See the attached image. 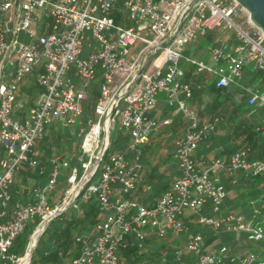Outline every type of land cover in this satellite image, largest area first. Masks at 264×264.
I'll return each mask as SVG.
<instances>
[{"label":"built area","instance_id":"obj_1","mask_svg":"<svg viewBox=\"0 0 264 264\" xmlns=\"http://www.w3.org/2000/svg\"><path fill=\"white\" fill-rule=\"evenodd\" d=\"M119 14L129 20V27L115 22L114 16ZM217 28L233 31L237 43L229 49L211 50L215 67L183 54L188 44ZM26 38L28 42H24ZM165 40L166 44L152 51ZM182 61L198 73L214 75L216 88L240 79L250 63L263 72L264 82V35L233 0H0V72L9 69L12 77L10 83L0 82V144L5 151L0 160V264L15 262L17 258L9 250L30 221L37 218L40 227L58 216L98 158L96 172L83 190L87 197H94L104 218L97 223L94 238L82 240L80 254L71 264H120L118 250L125 247V236L144 241L182 232L188 235L184 250L193 264H264L256 253L235 255L225 245L210 251L205 235L189 234L183 223V215L190 212L197 224L213 233L243 234L250 244L264 246V201L249 217L223 216L227 192L216 180L220 172L238 170L247 177H264V161L248 158L244 151L232 153L228 159L194 161L193 152L215 130L218 118L201 122L178 101L179 96L190 99L193 94V86L184 81ZM38 68L43 72L36 81L44 92L37 105L17 119L13 113L18 86ZM98 72L100 96L94 116L79 132L81 152L90 158L82 165V177L78 180L73 168L63 200L51 206L46 194L56 187L60 168L68 167L66 160L52 157L49 177L36 192V200L16 203L11 219L2 221L15 173L23 164L38 167L37 160L30 157L34 143L43 139L46 127L55 121H61L64 128L75 124L84 113L86 87ZM162 94L169 107L185 114L189 125L175 142L179 175L155 204L145 206L123 196L142 181V146L169 123L159 114L152 116ZM256 103L264 105V92L248 99L249 105ZM111 126L127 131L129 140L124 151L104 159L110 149ZM72 188L76 191L69 194ZM206 207L209 214L204 213ZM181 254L174 251L177 260Z\"/></svg>","mask_w":264,"mask_h":264},{"label":"crops","instance_id":"obj_2","mask_svg":"<svg viewBox=\"0 0 264 264\" xmlns=\"http://www.w3.org/2000/svg\"><path fill=\"white\" fill-rule=\"evenodd\" d=\"M213 32H215V35L212 40H209L206 36ZM236 43L233 31L217 28L208 31L205 35L199 36L194 42L188 44L185 47L183 54L215 67L210 58L211 50L214 48L229 49ZM180 67L183 69L185 74L184 81L193 86V94L190 99H184L183 96H179L178 101L184 103L185 110L187 112L195 113L201 122L211 121V110L206 105L214 99L215 94H209L206 91V86L210 84L215 87V76L208 73L211 78L207 85H202L200 83H196L195 85L186 79V73L192 72L193 75L198 73L196 72L195 67L185 61L180 63ZM262 76V71L256 70L251 63L247 64L243 68L240 79L234 80L233 83L224 89L226 93L231 96L230 100L240 107L238 115L240 117L245 116V118H247L254 126L253 131H255L256 147L253 155H251V158L264 161V105H260L258 103L255 105L248 104V99L252 96V94L264 92V82L262 81ZM11 80L12 77L9 69H5L3 72H0V82L10 83ZM30 83L31 78L30 75H28L18 86L16 93L17 100L15 102L13 113L14 117L17 119H23L29 110L34 108L40 100L39 95L36 93L37 90H25ZM22 87L25 89H22ZM195 90L202 91L194 94ZM161 108L162 113L160 112ZM156 110L157 112H160L158 114L162 116V119L167 118L169 120L167 125H162V164L159 162L158 167L155 169V173L162 176V184L144 182V177L147 175L149 167L146 165L144 159L142 160L141 156L140 162L142 165V181L135 191L123 196L125 199H134L145 206H152L155 204L159 196L179 175L177 162L174 158L175 142L184 135L189 125V120L185 114L177 110L176 107H169L167 105L164 94H162V100H159ZM152 116H156L154 112L152 113ZM215 118H218L215 130L198 145L192 154L196 163H206L215 158L228 159L231 155L232 149L236 146L246 145L244 134H238V137L236 138L232 135L231 130L235 121L229 122L227 116L224 118L215 116ZM63 129L64 127H62L61 121H55L46 127L43 139L34 143L33 151L30 157L37 160L38 167L32 168L27 164H23L19 167L8 189L11 199L2 221L5 222L11 219L13 208L16 203L27 204L36 200V192L40 191L47 182V178H41L40 176L43 172H45V170H51L50 159L52 157L59 156L61 159L68 161L69 157L71 158L72 156H76H71L69 148V145L71 147V138L67 134L63 133ZM153 135L154 134L150 137ZM63 143H66L68 146V152L65 151ZM56 146H59L61 149L59 150V153H56L55 151L57 148ZM250 150L251 148L248 146L247 149H241L240 151L248 153ZM3 157L4 154L1 155L0 153V160ZM152 160L153 158H151V161ZM155 163L152 162V164ZM161 165L162 174L160 173L161 169L159 167ZM39 168L43 169L42 172L39 171ZM61 169L63 168H60L59 176L63 173L61 172ZM216 180L225 187L227 192L221 209V215H244L249 217L252 210L261 208L264 201V177H247L242 171L238 170L233 174L220 172L216 176ZM166 183H168V186L165 188ZM148 187L149 189H147ZM116 191L117 188H115V193ZM115 195L117 196V194ZM85 201L83 200V202L80 203L82 207L85 206ZM204 212L205 214H209V208L206 207ZM182 220L189 234L201 232L205 235V243L208 245L210 251L217 250L220 246L225 245L232 254L244 255L249 252H253L260 258H264V246L261 244H250L246 241L243 234L227 233L223 230L213 233L208 228H204L203 226L197 224L196 216L190 212H185ZM59 227H61L59 222H56L51 226L52 229ZM84 233L87 232L84 231ZM169 237L166 236L164 238H158L156 236H150L149 238H146L148 239L147 244L140 241V252L145 254L142 258V264H154L151 254H155L160 249L162 241ZM181 259L192 262L190 255H183V252ZM158 262V264H162V258L158 259Z\"/></svg>","mask_w":264,"mask_h":264},{"label":"trees","instance_id":"obj_3","mask_svg":"<svg viewBox=\"0 0 264 264\" xmlns=\"http://www.w3.org/2000/svg\"><path fill=\"white\" fill-rule=\"evenodd\" d=\"M115 22L121 24L124 27H129L131 23L129 20L119 14V16H114ZM215 32L208 34L209 40L213 39ZM43 69L38 68L30 75L31 83L25 90H37V95L39 97L42 96L44 90L37 84V76L39 73H42ZM210 75L208 72H199L197 74H192V72L186 73V79L191 83L195 84L200 83L202 85H207L210 80ZM77 80V79H76ZM78 81V80H77ZM79 82V81H78ZM100 73L98 72L95 79L90 81L86 87V98L83 102L84 113L81 118H93L94 116V108L97 103V100L100 96ZM202 90H195L194 94L197 92H201ZM206 91L209 94H215L214 99L207 103L211 110V120L215 118V116H220L224 118L227 116L228 121H235L233 128L231 130L234 138L238 137V134H244L246 145L245 146H236L231 150V154L240 151L241 149H247L250 146V152L246 153L248 158H251L253 155L256 143H255V131H253L254 126L249 122L245 116H239L238 113L240 111V107L236 105L233 101H231V96L226 93L224 88H215L213 85L208 84L206 86ZM17 100V99H16ZM216 127V126H215ZM119 131L112 134L110 149L105 153L104 159L110 154L121 152L116 151L115 147L120 146V142L127 143L126 139L129 138L128 133L121 131V136L116 139V135ZM160 137L162 134L158 133L155 136L149 138L148 142L142 147V160L144 159L146 165L149 167V171L147 175L144 177L145 183H159L162 184V176L157 175L155 173V169L158 167L159 162L152 164L151 158H155L156 149L160 144ZM233 138V139H234ZM236 140V139H234ZM57 147V146H56ZM61 150L58 146L56 148V153H59ZM0 153L4 154V148L0 144ZM36 160V159H35ZM79 163V167L75 165ZM68 167L64 168L65 172H63L57 178L56 187L47 193V201L51 206H54L64 198L65 192L69 187L68 178L71 175V171L73 168H80V160L77 156H72L67 161ZM160 163L162 160L160 158ZM51 170H45L43 174L40 176L41 178L49 177ZM38 175V174H36ZM257 178V177H255ZM155 181V182H154ZM168 186L166 183L165 188ZM84 192H81L75 201L77 204L79 200L84 196ZM135 201L134 199H132ZM137 202V201H136ZM74 203L67 211L59 214L56 218H54L42 235L39 237L38 242L35 248L32 251L31 258L29 264H61L63 262L71 264L73 260H75L81 251L82 240L91 241L96 235V225L97 223L104 218V213L95 202L93 196H89L85 201V206L82 207L79 205L78 212L71 213V210L77 206ZM205 213V212H204ZM68 214V215H67ZM39 220L37 218L30 221L25 230L15 239L9 253L14 255L16 258L19 257L20 254L24 252L26 243L31 235L32 230L37 226ZM59 222L61 227L52 229L51 226ZM87 233H84V231ZM165 242L161 245L160 249L155 253L151 254L152 260H154V264H158V259L162 258V264H193L192 262L182 260H176L173 250L169 249L166 246L167 238L164 239ZM125 247L119 248L118 257L120 264H142V258L145 255L140 252L141 242L135 240L132 236L124 237ZM143 243H148V239H145ZM35 245V244H34ZM165 261V262H163ZM2 264H14L12 262H3Z\"/></svg>","mask_w":264,"mask_h":264},{"label":"rangeland","instance_id":"obj_4","mask_svg":"<svg viewBox=\"0 0 264 264\" xmlns=\"http://www.w3.org/2000/svg\"><path fill=\"white\" fill-rule=\"evenodd\" d=\"M24 42H28V38H26L25 40H24ZM138 49H135L134 50V52L135 51H137ZM149 70L150 71H153V69L152 68H149ZM159 100H162V95H160L159 96ZM160 112L162 113V108L160 109ZM159 111L157 112V110L155 109L154 110V114L157 116V114L158 113H160ZM85 124H86V119L83 117V118H81V117H79V118H76L75 119V124L74 125H71V126H69V127H66V128H64L63 129V133H65V134H67L68 136H70V143H71V147H70V145H69V148H70V152H71V156L72 155H76L78 158H79V160H80V168L81 169H78V168H75L76 169V171H77V174H78V180H80V178L82 177V175H83V172H84V168L82 167V165L84 164V163H87L89 160H90V158H89V156H87V155H85V154H83L82 152H81V149H80V135H79V132L81 131V130H83V129H85L86 127H85ZM121 131H123V132H125V133H127V131H125V130H119V132L117 133V135H116V139L117 138H119L120 136H121ZM115 132H117L115 129H114V127L113 126H111L110 127V141H111V137H112V134H114ZM158 133H160V134H162V127H159L158 128V130H157V132H155L154 133V135L153 136H155V135H157ZM102 137H103V133H102ZM161 139H160V144H159V146L157 147V149H156V155H155V158H153V162L155 163V162H160V158H162V137H160ZM128 140H129V138H127L126 139V141H127V143H128ZM127 143L125 144V143H123V142H120V146H117V147H115V152L116 151H124L125 150V148H126V145H127ZM64 145H63V147L65 148V151L66 152H68L67 151V149H68V146L66 145V143H63ZM69 156V155H68ZM70 158V157H69ZM93 161V160H92ZM91 161V162H92ZM162 164V163H161ZM75 165H77V167H79V163H77L76 162V164ZM160 167V169L162 168V165L161 166H159ZM61 172H65V169L63 168V169H61ZM160 173L162 174V169H161V171H160ZM69 188V187H68ZM68 190V189H67ZM84 191V190H83ZM82 191V192H83ZM69 192H70V190H69ZM70 194V193H69ZM48 198V196H47V194H46V199ZM88 197H87V195L85 194V192H84V196L79 200V202H78V204H77V206L76 207H74L72 210H71V213H77L78 212V209H79V205H80V203L81 202H83V200L85 201L86 199H87ZM77 200V199H76ZM74 206V205H73ZM68 215V214H67ZM38 227V224H37V226L32 230V232H31V235L33 234V232L36 230V228ZM30 235V237H29V239H28V241H27V243H26V246H25V249H24V252L22 253V254H20L19 255V257L20 258H23L27 253H28V251H29V244H30V242H31V237L33 236H31ZM170 236V237H169ZM188 235H187V233L186 232H182L178 237L176 236V235H168L167 237H169V238H167L168 240H167V242H166V246L169 248V249H171V250H173V252H174V250H180L181 249V252H183V255H187L188 253H186L183 249H184V245H185V239H186V237H187ZM181 243H180V242ZM163 242H165V240H163L162 241V244H163ZM177 242V243H176ZM159 243V242H158ZM176 243V244H175ZM182 255V254H181ZM19 257L15 260V262H14V264H19V261H18V259H19ZM30 258H31V256H30ZM30 258H29V260H28V262H27V264H29V262H30ZM21 260V259H20ZM5 262H8V261H4V263ZM3 262H1V264H2Z\"/></svg>","mask_w":264,"mask_h":264},{"label":"water","instance_id":"obj_5","mask_svg":"<svg viewBox=\"0 0 264 264\" xmlns=\"http://www.w3.org/2000/svg\"><path fill=\"white\" fill-rule=\"evenodd\" d=\"M235 3H237L240 7H242L249 15V21L252 24V26L257 29L262 35H264V0H233ZM191 5L188 7L187 10H189ZM167 40L161 42L157 46L152 48L153 50H156L166 44ZM100 158H98L90 167V169L83 175L76 193L70 198V200L66 203V205L63 207L62 210L58 212L57 215L67 211L76 201L79 194L83 191V188L87 185L88 182L92 179L94 176L97 164L99 163ZM52 219L44 222L37 230L33 232L34 235L37 236L34 248L38 242L39 237L42 235V233L45 231V229L48 227ZM32 234V235H33ZM31 235V236H32Z\"/></svg>","mask_w":264,"mask_h":264},{"label":"bare ground","instance_id":"obj_6","mask_svg":"<svg viewBox=\"0 0 264 264\" xmlns=\"http://www.w3.org/2000/svg\"><path fill=\"white\" fill-rule=\"evenodd\" d=\"M107 128V123L105 124V129ZM74 191H76V189L75 188H72L71 190H70V194L71 193H74ZM39 228V227H38ZM37 230V229H36ZM36 239H37V236L36 235H34L33 234V236L31 237V242H30V244H29V251H28V253L23 257V258H20L19 257V259H18V261H19V264H27V262H28V260H29V258H30V256H31V254H32V251H33V249H34V244H35V242H36ZM21 259V260H20Z\"/></svg>","mask_w":264,"mask_h":264}]
</instances>
